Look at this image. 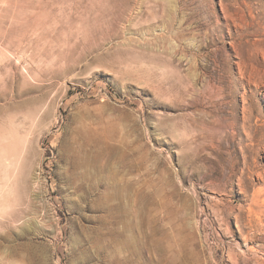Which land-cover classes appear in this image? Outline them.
<instances>
[{
  "label": "rangeland",
  "instance_id": "1",
  "mask_svg": "<svg viewBox=\"0 0 264 264\" xmlns=\"http://www.w3.org/2000/svg\"><path fill=\"white\" fill-rule=\"evenodd\" d=\"M0 264H264V0H0Z\"/></svg>",
  "mask_w": 264,
  "mask_h": 264
},
{
  "label": "bare ground",
  "instance_id": "2",
  "mask_svg": "<svg viewBox=\"0 0 264 264\" xmlns=\"http://www.w3.org/2000/svg\"><path fill=\"white\" fill-rule=\"evenodd\" d=\"M116 196V195H115ZM126 242V241H125Z\"/></svg>",
  "mask_w": 264,
  "mask_h": 264
}]
</instances>
